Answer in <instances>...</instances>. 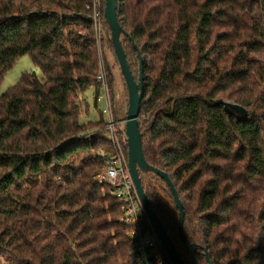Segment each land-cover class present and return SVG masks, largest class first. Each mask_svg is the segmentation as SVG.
Returning <instances> with one entry per match:
<instances>
[{
	"label": "trees",
	"instance_id": "16d2710c",
	"mask_svg": "<svg viewBox=\"0 0 264 264\" xmlns=\"http://www.w3.org/2000/svg\"><path fill=\"white\" fill-rule=\"evenodd\" d=\"M94 2L0 0V87L25 55L43 75L24 73L0 97V255L7 264H135L125 206L98 181L111 158L103 151L113 146L107 133L88 128L105 122L80 120L83 93L92 89L98 104L101 61L113 108L115 101ZM117 6L136 81L134 45L143 61L144 158L170 178L197 264H264V0ZM101 14L102 44L116 59ZM223 101L243 107L247 120L228 115ZM139 177L180 258L193 264L166 181L151 171Z\"/></svg>",
	"mask_w": 264,
	"mask_h": 264
},
{
	"label": "water",
	"instance_id": "95a60500",
	"mask_svg": "<svg viewBox=\"0 0 264 264\" xmlns=\"http://www.w3.org/2000/svg\"><path fill=\"white\" fill-rule=\"evenodd\" d=\"M117 0H105L104 6V19L108 24L110 29L111 41L114 49V53L119 64L120 72L124 78L125 85L128 93V107L125 119V135L126 144L128 149V170L129 175L135 187V191L139 202L143 208V211L150 221L161 245L168 256L172 264H185L180 258L176 251L174 244L171 242L166 230L164 229L160 219L156 215L155 211L151 208L148 197L146 196L141 179L139 177V172L147 173L149 171L153 172L155 175L165 180L169 186L171 193L174 198L175 206L179 213L178 218V231L182 244L184 245L186 251L190 255L193 264H197L195 249L193 245L187 239L184 232V207L176 193V190L168 177V175L161 170L150 166L143 154L142 143H141V133L139 127V114L140 106L143 99V61L141 53L138 48L134 45V50L137 53V58L139 61V78L136 81L127 63L126 55L121 44V36H126V33L122 30L118 19H117ZM224 111L230 115L235 116L239 121H245L248 118L247 111L236 104L230 102H222Z\"/></svg>",
	"mask_w": 264,
	"mask_h": 264
},
{
	"label": "built area",
	"instance_id": "2783aa9c",
	"mask_svg": "<svg viewBox=\"0 0 264 264\" xmlns=\"http://www.w3.org/2000/svg\"><path fill=\"white\" fill-rule=\"evenodd\" d=\"M93 8L95 33L96 37L99 38L102 14L96 4H94ZM97 80L102 84V92L107 102V106L102 112L108 115L107 119H105V127L110 135L112 146L115 147L119 145V142L114 137L115 123L112 118L106 72L103 67H101ZM100 100H102V95L98 98V102ZM98 181L107 183L112 188V194L125 206L121 221L130 226L129 236L134 243L135 264H172L139 202L134 184L129 175L126 159L117 156L107 160L103 170L98 175Z\"/></svg>",
	"mask_w": 264,
	"mask_h": 264
},
{
	"label": "rangeland",
	"instance_id": "374dc122",
	"mask_svg": "<svg viewBox=\"0 0 264 264\" xmlns=\"http://www.w3.org/2000/svg\"><path fill=\"white\" fill-rule=\"evenodd\" d=\"M104 0H95L94 4H96V7L100 9V11L104 12ZM100 28L101 33L99 38H97L99 42V48L100 52L99 55L102 57H105L107 62L110 64L112 68V73L114 77V93H115V101H114V108L112 104V95L110 91V86L108 84V92L110 95V102L112 107V118L115 123V140L119 142V145L112 147V152H108V149H106L105 154L108 157H117L126 159V162L128 163V154L125 152L124 149V143H126V135H125V119H126V113H127V107H128V97L127 92L125 89V85L122 79V76L120 74L119 68L116 63V59L113 55V53L108 49L105 48L107 46H104L102 44V39L106 36V31L104 30V24L102 21V18L100 19ZM101 67H105V62L101 61ZM35 72V74L41 79L43 77L41 71L34 66V64L31 61V58L28 55H25L21 57L13 67V69L6 75L4 78V81L2 82V85L0 87V97L5 94L11 87L15 86L21 76L24 73H31ZM107 80V75H106ZM101 84L100 82H98ZM108 83V81H107ZM103 88V87H102ZM102 100H100L97 104V107L95 105L94 100V91L92 89L87 90L83 95L80 97V106L82 107V114H81V122L84 124L87 123H97L101 120L107 119L108 115L103 114V110L107 106L106 99L104 97L103 92H101ZM88 130L91 133H100L102 135L103 133H107L106 136L110 140V135L107 132V129L105 125L103 127L101 126H95L94 128H88ZM104 130V132H103ZM111 142V141H110ZM112 144V142H111ZM113 145V144H112ZM109 147V145H108ZM128 152V150H127ZM0 264H7V262L4 260V257L0 255Z\"/></svg>",
	"mask_w": 264,
	"mask_h": 264
},
{
	"label": "crops",
	"instance_id": "0c3cea01",
	"mask_svg": "<svg viewBox=\"0 0 264 264\" xmlns=\"http://www.w3.org/2000/svg\"><path fill=\"white\" fill-rule=\"evenodd\" d=\"M96 105V107H97V104H95Z\"/></svg>",
	"mask_w": 264,
	"mask_h": 264
}]
</instances>
